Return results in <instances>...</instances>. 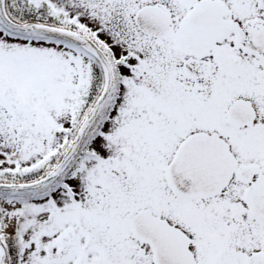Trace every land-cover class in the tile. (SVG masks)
<instances>
[{
	"label": "flooded vegetation",
	"instance_id": "1",
	"mask_svg": "<svg viewBox=\"0 0 264 264\" xmlns=\"http://www.w3.org/2000/svg\"><path fill=\"white\" fill-rule=\"evenodd\" d=\"M13 2L5 0L11 17L21 12ZM72 2L67 10L52 4L50 20L39 21L91 39L112 66V88L56 179L0 198L17 205L13 229H1L6 245L1 263L158 264V250L167 261L173 249H181L191 260L179 264H216V259L200 263L192 235L199 229L213 241L201 253L240 256L242 263L233 264H264V248L253 253L236 248L243 229L250 233L255 227L253 234L264 235V0ZM104 9L102 21L96 15ZM0 39L38 43L79 58L68 120L50 121L58 134L39 164L23 173L37 178L59 161L93 107L104 68L92 52L60 37L21 35L0 24ZM197 134L209 142L190 140ZM185 142L183 157L198 150L231 161L213 192L181 195L169 184L167 165ZM138 158L165 160L159 183L142 168L133 174L132 159ZM125 168L134 182L123 181ZM94 174L100 178L93 184ZM171 199L179 201L183 218L172 205L158 210ZM195 210L197 216H190Z\"/></svg>",
	"mask_w": 264,
	"mask_h": 264
},
{
	"label": "rangeland",
	"instance_id": "2",
	"mask_svg": "<svg viewBox=\"0 0 264 264\" xmlns=\"http://www.w3.org/2000/svg\"><path fill=\"white\" fill-rule=\"evenodd\" d=\"M28 1L39 5L42 0ZM72 1L45 0L50 8L52 4H57L59 7L56 8L62 10L71 7ZM79 1L89 3L90 0ZM107 11L104 9V12H99L96 18L103 21L107 17ZM78 63L79 58H73L70 51L45 48L38 43L26 44L19 40L0 39V175L6 171L23 174L27 169L39 164L36 160L48 150L50 143L58 134L54 131L50 121L68 120L65 117L66 113L68 114L66 105L70 101L71 83L74 80L75 65ZM104 151L100 150L102 153ZM132 161L136 164L132 169L133 174L142 168L146 175L153 176L159 183L165 160L138 158ZM127 170H124L126 175L123 174V181L125 183L134 182L129 180ZM80 177L81 174L78 178ZM99 178L98 174H94L92 183H97ZM0 180L9 179L0 178ZM94 195L95 192H93ZM174 200L159 204L157 208L159 211H165V205H172L183 218L180 203ZM186 206L193 207L194 204L188 203ZM13 207L15 210L12 209ZM16 209L17 205L12 202L0 203V222L3 221L0 224V234H2L1 229L5 231L7 228L13 229L17 217ZM203 210L206 213L209 212L207 207ZM189 215L196 217L197 211H192ZM236 221L233 219V223ZM254 230H256L255 227L250 233L245 229L238 232L242 242L238 243L236 248H241L247 253L264 248V235L256 236L253 234ZM206 234L207 232L200 233L199 229L192 231L198 243L195 245L196 253L200 254V263H209L213 259H216V264L242 263L240 256L225 252L201 253L202 246L207 243L209 247L213 243L212 237Z\"/></svg>",
	"mask_w": 264,
	"mask_h": 264
},
{
	"label": "water",
	"instance_id": "3",
	"mask_svg": "<svg viewBox=\"0 0 264 264\" xmlns=\"http://www.w3.org/2000/svg\"><path fill=\"white\" fill-rule=\"evenodd\" d=\"M0 21L12 30L20 32H41L73 41L88 52H92L102 62L105 72V82L99 96L97 97L93 107L82 120L74 138L70 142L59 162L44 176L36 180L19 183L0 182V192L37 190L51 180H54L77 152L88 128L97 114L99 107L111 91L113 71L107 58L94 44V42L76 31L35 21H26L21 23L15 22L5 11L4 0H0ZM198 139L201 141L204 139V142L206 143L209 142L208 138L206 136L203 138L202 134H197L190 138V140H193L195 143L198 142ZM190 140L187 142H191ZM187 142L180 147L176 157L169 163L166 169L168 182L172 186L173 190L181 195L209 194L213 192L214 187L218 184L217 178L224 177L229 174L231 161L229 158L226 159L222 155L216 157L214 155H210V152L208 151H200L199 153L198 150H194L193 153L189 154V157H183L182 155H184ZM197 153L200 154V157L197 156ZM159 251L160 250L157 251L158 264H179L178 259H183V261L186 262L187 254L182 252L181 249L179 250V253L173 249V252L170 254L167 261H165V254H161ZM4 253L5 246L2 238L0 237V258ZM189 257L190 256L188 255V259Z\"/></svg>",
	"mask_w": 264,
	"mask_h": 264
},
{
	"label": "trees",
	"instance_id": "4",
	"mask_svg": "<svg viewBox=\"0 0 264 264\" xmlns=\"http://www.w3.org/2000/svg\"><path fill=\"white\" fill-rule=\"evenodd\" d=\"M18 2V6L16 8H19V10H21L20 13L18 14H13V16L17 19H22V20H26V19H35V20H44V19H48L51 18L50 14L52 13L50 7L48 5H44V13L41 15L40 14V5H35L32 2L30 3L27 0V3L23 6V0H14L13 3H17ZM16 5V4H15ZM13 7V8H15ZM45 18H44V17ZM20 178V179H24V178H34L36 177V175H34V173H27L26 175L24 174H18V173H14V172H9L6 171L4 172L3 175H0V178H6V179H10V178Z\"/></svg>",
	"mask_w": 264,
	"mask_h": 264
},
{
	"label": "bare ground",
	"instance_id": "5",
	"mask_svg": "<svg viewBox=\"0 0 264 264\" xmlns=\"http://www.w3.org/2000/svg\"><path fill=\"white\" fill-rule=\"evenodd\" d=\"M6 230H7V231H9V230H10V228H7Z\"/></svg>",
	"mask_w": 264,
	"mask_h": 264
}]
</instances>
